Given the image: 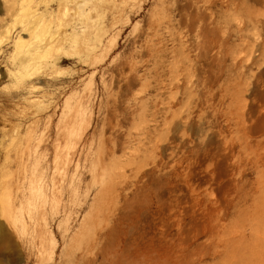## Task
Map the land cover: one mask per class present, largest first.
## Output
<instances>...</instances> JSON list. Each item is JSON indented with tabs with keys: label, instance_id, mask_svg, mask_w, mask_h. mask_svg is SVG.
I'll return each instance as SVG.
<instances>
[{
	"label": "rangeland",
	"instance_id": "374dc122",
	"mask_svg": "<svg viewBox=\"0 0 264 264\" xmlns=\"http://www.w3.org/2000/svg\"><path fill=\"white\" fill-rule=\"evenodd\" d=\"M0 264H264V0H0Z\"/></svg>",
	"mask_w": 264,
	"mask_h": 264
},
{
	"label": "bare ground",
	"instance_id": "6f19581e",
	"mask_svg": "<svg viewBox=\"0 0 264 264\" xmlns=\"http://www.w3.org/2000/svg\"><path fill=\"white\" fill-rule=\"evenodd\" d=\"M13 206H14V205H13ZM13 210H14V208H13ZM14 211H15V210H14ZM111 253H112L113 258H115V254H113V252H110L109 254L111 255ZM105 254H106V256H105L104 259L107 261V260L109 259V256H110V255L108 254V251H105V252H104V255H105Z\"/></svg>",
	"mask_w": 264,
	"mask_h": 264
}]
</instances>
